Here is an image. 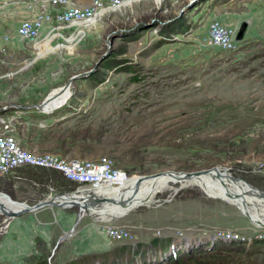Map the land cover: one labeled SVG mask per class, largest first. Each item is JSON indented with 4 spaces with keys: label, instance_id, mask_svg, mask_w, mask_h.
<instances>
[{
    "label": "rangeland",
    "instance_id": "obj_1",
    "mask_svg": "<svg viewBox=\"0 0 264 264\" xmlns=\"http://www.w3.org/2000/svg\"><path fill=\"white\" fill-rule=\"evenodd\" d=\"M191 1L143 0L106 12L93 24L65 29L52 45L48 39V48L56 53L47 65L39 59L22 69L39 53L26 43L16 47L32 53L0 51V106L31 104L26 101L50 89L42 84L60 85L97 66L94 76L72 82L71 97L60 109L21 111L15 137L22 147L88 160L105 156L126 170L129 180L217 168L264 190V0H196L186 11ZM177 18L183 30L173 42L154 49L155 31L174 25ZM150 19L163 23H152L131 43L123 34L108 45L112 31L141 21L151 24ZM214 20L234 28L236 36L242 31L235 52L201 44ZM121 47L127 50L119 53ZM37 48L45 51V46ZM106 51L109 55L102 59ZM120 66H131L132 72L116 69ZM61 177L54 170L21 167L0 176V191L14 202L33 204L50 190L76 189ZM45 212L46 218L40 211L14 218L0 214V264H118L133 258L143 244L136 258L140 263L146 258L140 256L143 250L168 255L172 241L186 244L183 252L198 246V251L230 252L237 250L232 243L239 242L246 254L227 253V264H264V244H250L264 241V228L234 205L185 182L170 183L151 204L110 220L78 216L73 208L55 213L65 220L74 216L65 225L69 228L62 229L61 221ZM113 232L127 237L115 242L108 237ZM124 245L130 248L120 252ZM160 262H168L167 256Z\"/></svg>",
    "mask_w": 264,
    "mask_h": 264
},
{
    "label": "built area",
    "instance_id": "obj_2",
    "mask_svg": "<svg viewBox=\"0 0 264 264\" xmlns=\"http://www.w3.org/2000/svg\"><path fill=\"white\" fill-rule=\"evenodd\" d=\"M0 1L6 3L10 0ZM140 1L143 0H90L85 5H77L72 0H27L26 8L30 10L31 15L21 19L12 33L21 44H29L34 49L37 43L46 39H50L52 44L55 39L61 38L65 29L88 23L106 12L120 11ZM156 22L163 23L158 20L154 21ZM208 29V33L200 38L204 46L224 52H235L240 47L241 39H237L234 28L223 26L219 21L214 20ZM171 36V40L177 38L176 34ZM158 38L162 36L158 35ZM8 40L10 33L3 37V42L6 43ZM6 49H8L6 44L0 45V51L5 52ZM17 50L24 49L21 46L17 47ZM13 105L15 104L9 103L0 106V108L9 106L0 113V176L10 175L21 167L54 170L61 174L69 186L76 187L72 191L61 192L72 195H77L76 192L83 189L119 185L130 177L126 170L117 167L105 156L88 160L53 153L39 154L25 149L15 137L16 123H19L18 118L23 110L14 108ZM108 237L117 241L126 238L127 234L113 232Z\"/></svg>",
    "mask_w": 264,
    "mask_h": 264
},
{
    "label": "bare ground",
    "instance_id": "obj_3",
    "mask_svg": "<svg viewBox=\"0 0 264 264\" xmlns=\"http://www.w3.org/2000/svg\"><path fill=\"white\" fill-rule=\"evenodd\" d=\"M96 20L97 18L82 25L93 24L94 22H96ZM39 44H42V42H39L36 45ZM38 58L39 56L37 57V59ZM70 96L71 89L69 88L62 97L55 99L52 103L46 104L43 107V112L48 113V111L51 109V112H53L54 108L60 107L65 104V102H67L65 100ZM216 169L217 168L208 170L206 173H203L194 178L187 179L185 181H182V179H179L178 177L171 176L166 172L156 177L143 179L139 183V185L137 180H129V178H131L129 177L127 179L128 181H123L119 185H106L91 188L95 190L94 194L97 195V193H99V197L112 198L114 200H119L120 198H130L129 204L125 205H119V203H116V201L113 203L104 202L98 206L94 205L90 201V195H87L89 193V189L80 190V193H78L76 197L72 195L68 196L69 198H72L81 204H87L89 208L88 211L83 210L82 207V210L79 211V216H81L83 212V214H91L92 217L99 220H110L113 217H122L132 209L141 205L151 204L153 202L154 195L160 192L164 187H167L170 183L185 182L191 185L198 186L210 197L221 199L234 205L243 213L245 217H247V219H249L252 224H254L258 228H264V195L254 194L253 190L255 188H251L247 184L232 178V176L230 178L229 173L226 171H221L220 169L218 171ZM167 175L169 176L165 177ZM161 177L165 178H163L161 181H158V179ZM227 183L230 185L229 187L226 186ZM61 199L55 196L48 200H53V203H55L61 201ZM0 204H2L5 210L8 211V214H5L6 216L10 218H14L15 216H17V214L15 215V212L20 208V205H17L11 200L4 197H0ZM70 204L65 203L59 206V208L68 209L71 207ZM0 214H2L1 209Z\"/></svg>",
    "mask_w": 264,
    "mask_h": 264
},
{
    "label": "water",
    "instance_id": "obj_4",
    "mask_svg": "<svg viewBox=\"0 0 264 264\" xmlns=\"http://www.w3.org/2000/svg\"><path fill=\"white\" fill-rule=\"evenodd\" d=\"M194 1L196 0H192L191 2H189V4L186 7V11L191 8V6H193L194 4ZM197 1H200V0H197ZM151 22V24H147V21H141V22H138L137 24L134 25V27H131V28H125V29H119V30H114L112 31L110 34H109V38L107 40V43L108 45H111L112 44V41L115 37H120L122 36L123 34L129 32L130 30L132 31L133 29H136L138 26H144V27H149V26H153L152 23H154L155 20H152L150 19L149 20ZM241 36H242V31L237 33V39H241ZM109 55V52L106 51L105 53L102 54L101 58H105L106 56ZM97 67V66H96ZM96 67L88 70V71H85V72H81V73H77V74H74L72 76L69 77V79L58 89L56 90L55 92H51L50 94H48L43 101H41L40 103H37V104H30V105H18V104H15L13 105L14 108H17V109H20V110H27V109H36L40 112H43L44 109L43 107L46 105V104H49V103H52L55 99L59 98V97H62L66 91L71 87V84L72 82H74L75 80H78V79H83V78H86V77H90L96 70ZM7 107H1L0 108V113H2L3 111H5ZM52 111L49 110L48 112L50 113ZM215 168V167H213ZM209 170V169H208ZM208 170H201V171H195V172H191V173H176V172H167L169 173L171 176H175V177H178L179 179H182V180H187V179H190V178H194V177H197L203 173H206ZM226 170L229 171V169L226 168ZM158 176V174L156 175H152V176H138L137 178V181H138V185L139 183L143 180V179H146V178H149V177H156ZM229 177L231 178V175H229ZM238 178V177H236ZM238 180H242L244 182H246L245 180L241 179V178H238ZM252 186V185H251ZM252 188H255L253 191L254 194L256 195H264V190L262 189H259V188H256V187H253ZM252 190V189H251ZM80 192H76V194H78ZM95 193V190L93 189H90L89 190V193L87 195H90V201L92 202V204L94 205H101L102 203L104 202H108V203H113L116 201V203H119V205H125V204H129L130 202V198H126V199H119V200H114L112 198H105V197H99L98 195L94 194ZM68 195H72L71 193H59V194H56V197L61 199V201H58V202H55L53 203V200L50 201L48 199H45V200H40L34 204H27L25 202H18V201H15L14 203H18L20 205V208L16 210L15 212V215L17 214H20V213H24V212H33V211H36L40 208H42L43 206H49V205H55V206H61L65 203H71L70 206H76L78 208V210H82L81 208L83 207V210H87L88 211V206L87 204H81L77 201H75L74 199L72 198H69ZM75 196V195H73ZM229 196V195H228ZM0 197H4V198H7L9 200H11V198L4 192L0 191ZM48 200V201H47ZM14 201V200H13ZM0 209H1V212L2 214H8V211L5 210L4 206L2 204H0ZM88 216H91V214H87ZM79 216V214H78ZM63 237V236H62Z\"/></svg>",
    "mask_w": 264,
    "mask_h": 264
},
{
    "label": "crops",
    "instance_id": "obj_5",
    "mask_svg": "<svg viewBox=\"0 0 264 264\" xmlns=\"http://www.w3.org/2000/svg\"><path fill=\"white\" fill-rule=\"evenodd\" d=\"M75 4H77V5H85V4H87L90 0H85V1H82V0H72ZM26 2H27V0H10V1H8V2H4V1H0V45H2V44H6V46L8 47V49H12V51L14 52V53H18V54H22V55H25L27 52H28V54L31 52L32 53V51L33 50H14V48H16L17 49V47H16V44L19 42L18 40H17V38L15 37V35L12 33V31H13V28L16 26V25H18V23L21 21V19H23V18H25V17H28V16H30L31 15V12H30V10H28L27 8H26ZM136 3V2H135ZM128 7H130V6H128ZM127 7H125V8H123V9H126ZM11 14H13V16L14 17H12L13 19H11L9 22L7 21V16L8 15H11ZM80 25H82V24H80ZM10 33V40H8V42H3V37L5 36V35H7V34H9ZM44 32L42 31V34H43ZM79 34H77V36H78ZM74 37V36H73ZM67 40V39H66ZM48 41V39H46V40H44L43 42H42V44H39V45H35L34 47H35V49H36V51H39V53H37V56L35 57V59H34V57H32V58H30L29 60H33L34 59V61H32V62H28V63H26L24 66H23V68L22 69H24V68H26V67H28V66H30L33 62H35V61H37V60H39L40 59V61H41V63H44V64H50L51 63V60H52V57H53V55H55V53H56V51H54V49L52 50V49H49L48 48V45H49V42H47ZM131 43V42H130ZM52 45V44H51ZM45 46V51H41V50H43V48H37V47H44ZM35 51V50H34ZM35 55H36V53H35ZM39 56V58L37 59V57ZM27 61V60H26ZM25 61V62H26ZM24 62V63H25ZM55 83V81L52 83V82H48L47 84H42L43 85V87H50V89L46 92V94H41V95H36V98H35V100H27L26 102L27 103H31V104H37V103H40L41 101H43L44 100V98L48 95V94H50L51 92H55L56 90H58L64 83H62V84H60V85H56V84H54ZM57 83V82H56ZM70 89L72 90V84H71V87H70ZM27 97H28V95H27ZM71 97V96H70ZM70 97L69 98H67L65 101H68V99H70ZM60 98V97H59ZM58 99V98H57ZM29 101V102H28ZM56 102H58V101H56ZM66 103V102H65ZM27 105H30V104H27ZM63 105H65V104H63ZM62 105V106H63ZM62 106H60V107H62ZM60 107H57V108H54V110L53 111H56L57 109H60ZM67 108V110H72L73 109V107L71 106V107H69V106H67L66 107ZM27 110H35V111H37L38 113H40V111H38V110H36V109H27ZM24 111V110H23ZM41 113H44V112H41ZM49 113V112H48ZM52 113V112H51ZM59 193H61V192H57L56 190H50V192H47V193H44V194H42L41 195V197H40V199H37L34 203H36V202H38V201H40V200H45V199H51L52 197H54V196H56V194H59ZM97 195H99V193H97ZM73 196V195H72ZM74 197H76V195L74 196ZM62 200V199H61ZM12 201V200H11ZM12 202H14V201H12ZM25 203H27L26 201H24ZM33 203V204H34ZM15 204H17V205H19L18 203H15ZM28 204V203H27ZM45 208V209H44ZM73 208H77L76 206H71L70 208H68V209H60L59 208V206H55V205H49V206H43L42 208H40V209H38L37 211H40L41 212V218H43V217H45L46 218V215H49V212H45V210L47 211V210H50V215H52V217L54 218V220L53 221H61V223H60V225L62 226V229H67V228H69V227H66L65 225H70L71 223V221L73 222V219H74V216H72L73 214H70L69 216H68V218L65 220L64 219V217H63V214L62 213H59L58 215H59V218L58 217H56L55 215V213L56 212H64V211H66V210H71V209H73ZM43 209H44V211H43ZM38 213V212H37ZM82 215H84L83 214V212H82ZM81 215V216H82Z\"/></svg>",
    "mask_w": 264,
    "mask_h": 264
},
{
    "label": "trees",
    "instance_id": "obj_6",
    "mask_svg": "<svg viewBox=\"0 0 264 264\" xmlns=\"http://www.w3.org/2000/svg\"><path fill=\"white\" fill-rule=\"evenodd\" d=\"M145 28L146 27H144L143 25L138 26L136 28L138 30L135 29L137 32L126 33V34H124L123 39L126 42L135 41L138 39L139 32ZM183 28H184V24H183L182 19L177 18L176 23L174 25L171 26L168 24L167 27H162V28L158 29L157 34L162 36V38H159L157 40V42L153 45V48L156 49V48L160 47L161 45H163L164 43L173 42V40H171V38H172L171 35L176 34V33H180L181 30H183ZM119 50H120L119 53H123L125 50H127V48L121 47ZM113 55H115V54H113ZM111 66L113 68V67H116L117 65H110V67ZM116 69H121L122 71H125V72H129V71L132 72L131 66H125L124 68L122 66H120V68H116ZM94 75H95V73L92 74V76H94ZM136 80H137L136 77L131 78V81H136ZM61 178L63 179V177H61ZM65 183L69 185V183H67L66 181H65ZM71 187H75V186L72 185ZM155 243H157V242H152L151 245L154 246ZM170 243L171 242H168L167 251H169ZM238 243L239 242L232 243V245H236L237 248H235V249H237V250H231L230 252H222V251H219V250H216L213 248L208 249V250L198 251L199 246L197 248L196 247L193 248L191 246L190 248H193V249L186 250L187 252H183L180 250L177 252H174V253L168 252V255H164L163 251L160 252L159 254H157L155 252H152V254H149L148 252H145V250H143L140 253V256L145 255L146 258H143V260L140 263H137L136 258L139 255L138 253L140 252V247L143 246V244H139L138 249L136 251H134V253H133V255H134L133 258H128L124 261H121L122 259H119L118 264H132L133 262H136V264H227V260H226V257L228 255L227 253L234 254L235 252H238L239 254H246L245 252H243V248H240L237 246ZM255 243L256 244L259 243V244L263 245L264 241L263 240H258V241L253 240V242L250 244H251V246H253V245H255ZM129 248L130 247L128 245H126V246L124 245V246L118 248V250L120 249V252H122V251L124 252L125 249L128 250ZM159 256L161 257V259H159ZM166 256L168 258V262L161 263L160 261L163 260ZM250 256H251V253H250ZM115 262L116 261H113V264ZM43 264H45V263H43Z\"/></svg>",
    "mask_w": 264,
    "mask_h": 264
}]
</instances>
